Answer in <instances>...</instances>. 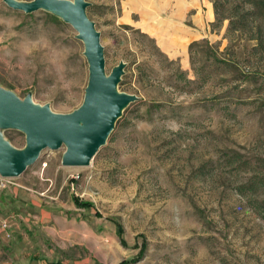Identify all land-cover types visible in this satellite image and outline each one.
<instances>
[{
    "label": "rangeland",
    "instance_id": "rangeland-1",
    "mask_svg": "<svg viewBox=\"0 0 264 264\" xmlns=\"http://www.w3.org/2000/svg\"><path fill=\"white\" fill-rule=\"evenodd\" d=\"M84 1L104 72L121 65L116 89L131 100L87 165H64L61 144L0 175V264H264V188L238 191L264 168V5L228 31L210 0ZM88 76L70 23L0 0V90L69 114ZM0 137L26 144L16 128Z\"/></svg>",
    "mask_w": 264,
    "mask_h": 264
},
{
    "label": "water",
    "instance_id": "water-1",
    "mask_svg": "<svg viewBox=\"0 0 264 264\" xmlns=\"http://www.w3.org/2000/svg\"><path fill=\"white\" fill-rule=\"evenodd\" d=\"M11 8L32 12L48 9L60 15L77 31L85 45L89 64L88 83L80 106L69 114L53 113L47 106L23 102L0 90V125L25 133L26 144L15 149L0 137V175L14 177L32 164L44 148L57 149L64 144V165H87L105 143L122 109L131 100L116 89L121 65L106 75L99 35L85 13L84 0H4Z\"/></svg>",
    "mask_w": 264,
    "mask_h": 264
},
{
    "label": "trees",
    "instance_id": "trees-1",
    "mask_svg": "<svg viewBox=\"0 0 264 264\" xmlns=\"http://www.w3.org/2000/svg\"><path fill=\"white\" fill-rule=\"evenodd\" d=\"M212 2L213 12L215 16V20L213 23L215 25L219 26L220 22H222L224 19H228V28L227 30H244L248 24L245 23V15L247 13H250V15L258 16L257 12H254V10L263 8L264 0H244L245 3L249 5V8H247L245 11L242 10V12H239L237 10V13L234 15H223V6L228 2V0H210ZM264 16V11L260 12ZM251 38H257L259 36L258 32L250 33L249 34ZM234 158V157H233ZM237 159V158H236ZM236 160H232L231 163H234ZM264 169V168H263ZM263 169H260L257 174H253V176L249 177L247 181L243 182L240 186H238V191L242 195H247L248 193L252 196L256 195L257 192L264 188V171ZM73 181V180H71ZM72 201L74 205L78 208L83 209H94V203L90 200H83L79 198L78 196H72ZM94 215L101 216L100 213L95 210ZM115 226L117 235L120 238V242L122 243V227L120 223L115 220V218H110ZM123 244V243H122ZM118 264H124V262H119Z\"/></svg>",
    "mask_w": 264,
    "mask_h": 264
},
{
    "label": "crops",
    "instance_id": "crops-1",
    "mask_svg": "<svg viewBox=\"0 0 264 264\" xmlns=\"http://www.w3.org/2000/svg\"><path fill=\"white\" fill-rule=\"evenodd\" d=\"M212 9H213V8H212ZM208 10L210 11V9H208ZM142 15H143V16H146V13L144 12ZM208 15H209V19H208V21H211V19H212V16H211V15H212V12L210 11ZM127 19H128V16H126L125 21H127ZM198 20H199V19L197 18L196 20H193V21L196 22V21H198ZM73 204H74V203H73ZM75 207H76V206H75ZM77 208H78V207H77ZM82 209H83V208H82Z\"/></svg>",
    "mask_w": 264,
    "mask_h": 264
},
{
    "label": "built area",
    "instance_id": "built-area-1",
    "mask_svg": "<svg viewBox=\"0 0 264 264\" xmlns=\"http://www.w3.org/2000/svg\"><path fill=\"white\" fill-rule=\"evenodd\" d=\"M5 181L0 180V185H5Z\"/></svg>",
    "mask_w": 264,
    "mask_h": 264
}]
</instances>
